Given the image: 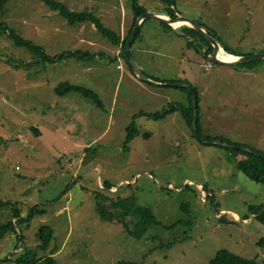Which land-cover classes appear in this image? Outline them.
Here are the masks:
<instances>
[{"label":"rangeland","instance_id":"rangeland-1","mask_svg":"<svg viewBox=\"0 0 264 264\" xmlns=\"http://www.w3.org/2000/svg\"><path fill=\"white\" fill-rule=\"evenodd\" d=\"M57 1L73 9L72 0ZM139 1L152 12L164 7L162 0ZM189 1H178L181 15L176 18L192 15L218 37L220 46L235 48L242 38L243 47L253 51L249 55L264 48V40L254 43L264 13L251 10V0ZM85 2L93 7L106 3L116 19L106 18L104 25L115 32H120L123 8L133 16L129 0ZM91 10L100 13L97 7ZM0 22L51 57L77 49L93 53L81 61L52 64L37 49L0 33V198L12 203L0 212V221L10 220L14 208L24 217L36 206L45 209L21 227L23 248L36 249L37 234L48 225L55 236L39 255L53 254L57 264H210L222 249L264 264V225L249 214L250 206L264 205V184L237 167L242 156L231 157L227 147L204 143L188 126V139L178 132L166 138L137 136L124 148L133 120L124 106L141 99L126 96L125 86L119 87L120 62L112 41L88 24L83 35L98 47L80 43V25L68 26L38 0H11ZM208 42L207 37L200 40L186 55L189 68L204 76L203 81L192 79L199 91L206 88V95L197 92L208 102L207 117L204 108L199 116L203 133L264 155V60L253 71L214 62L207 70ZM216 57L220 59L218 53ZM63 83L94 91L104 108L79 94L58 96L55 89ZM79 100L84 105L75 106ZM155 123L145 118L141 126ZM107 183L117 191L106 188ZM128 198L133 206L149 208L154 219H141L137 226L130 216L129 227L118 219L101 221L99 200L111 206ZM245 216L250 219L242 222ZM15 246L14 234L0 240V264H14L21 251Z\"/></svg>","mask_w":264,"mask_h":264},{"label":"crops","instance_id":"crops-1","mask_svg":"<svg viewBox=\"0 0 264 264\" xmlns=\"http://www.w3.org/2000/svg\"><path fill=\"white\" fill-rule=\"evenodd\" d=\"M202 1L203 0H190L189 2H192L194 4H200L202 3ZM251 1L253 2V4L251 5V10H254L255 13L258 12L264 13V2H262V0H251ZM185 3L186 2H184V4ZM177 4L175 7L174 6L172 7V9L175 10V14H176L175 18H171L168 16V14H166V12L164 11L165 6L163 7V10L160 12H152L150 9H147L146 7L145 8L147 9V12H152L156 15H160L168 19H177L176 17L181 15L180 12L178 11ZM95 7H97L100 11L97 17L101 20L102 23L106 24V18L109 21L116 19V15L112 14L111 10L106 8V3H101L93 7V5L89 4L88 2H85V0H72L73 9L71 8L70 9L75 12L89 11L93 13L91 8H95ZM184 18L192 20L200 27H202L203 30L208 32V27L204 23L197 22V20L194 19L195 17H193L192 15H189L188 17H184ZM178 21L180 20H177V22ZM134 22H135L134 12H133V16L131 17L127 13V9L123 8L120 32H117L121 36L123 41L130 35ZM184 22L186 23H178V24L174 23L172 25H168L155 21L153 19H145L141 23L140 28H143L144 25H148V27L144 33H142L141 30L140 36L138 37V39H135V41L133 42V47L131 52L137 63L140 65L141 70L143 74L146 76L147 81L149 83L143 81V79H141L135 73V71L128 62V58L126 59L123 55L122 46L120 45L117 47L113 44L116 49L117 59L120 62V64L118 65V71L120 73L119 87L122 89V87L125 86L127 90L126 96L128 97L140 95L141 100L139 101V103H136L133 106H131L130 104L124 106V109L129 111L128 116H130V118L133 119L132 122L135 121L136 124L139 125V126L137 125L140 128V132H141L140 135H138L139 137L153 138L157 135H160L166 138V137H171L174 134V132H178L180 136H184L187 139L190 137V130H188L186 126H188V128L190 129L191 127L187 124L186 119L184 118L183 114L180 112L172 113L168 115L166 118H161V119L150 118L156 122L155 123L156 125L153 124L150 127L141 126V121L146 117L136 118V116H138L141 112L144 113L161 112L171 104H178L186 109H190L191 107H193L194 104V93L197 95L198 92V95H200V93L204 92L203 95H206V88H203V90L199 91L198 86L193 84V81L195 82L203 81L204 76H200L199 74L194 73L193 70L189 68L190 59L188 60V57L186 56L188 55V52L193 49L191 47H194V49L198 48L200 40L206 39V36L191 23L187 21ZM87 25H88L87 23L80 25L79 27L80 34L79 36H77V39L82 44H87L92 47H98L95 46L94 41L91 40V38L88 35H83V33L86 32L88 29ZM91 27L92 29H96L95 25L93 24H91ZM182 33H184L185 35H183ZM255 34L258 35H256L257 39L254 40V43H259L264 40V23L260 28H257ZM137 43H139V45L136 47ZM238 43L239 44L235 48L231 47L228 43H224L225 44L224 47H227L230 50H236L233 52L236 53L238 56H250L249 54L253 53V51H248L243 47V45L245 44V39L240 38V41ZM200 49L205 51V49L203 48ZM71 52L79 53L80 58H75V57L65 58L60 61H56L55 63L63 62L64 60H70V59L71 60L77 59L81 61L83 59H88L93 56V53L89 52L88 50L77 49ZM258 53H264V48L258 51ZM100 54L101 53H99L98 55ZM209 56L211 55H208V58ZM122 60L127 61L130 71L127 72ZM253 70L254 68L246 69V71H253ZM219 72L220 70L216 71V73ZM173 85L176 87H174ZM198 99H199L198 112H197L198 117L203 115L202 112L203 108H204V116L207 117L208 102L206 100L203 102L202 98L200 97ZM116 104H114V106ZM81 105H84L81 100L75 102V106H81ZM114 109L115 107H113V112ZM206 123L208 124V119H206ZM205 127L208 130V126L205 125ZM144 133L148 134V136H145ZM124 148H126L125 145ZM111 190L115 192L117 191V187H114Z\"/></svg>","mask_w":264,"mask_h":264},{"label":"trees","instance_id":"trees-1","mask_svg":"<svg viewBox=\"0 0 264 264\" xmlns=\"http://www.w3.org/2000/svg\"><path fill=\"white\" fill-rule=\"evenodd\" d=\"M11 0H0V15L4 13V7L10 2ZM44 3L47 7L51 10L56 11L59 16H61L67 23L68 26H76L81 24H93L95 25L97 31H99L102 35L106 38H109L115 46H122L123 48V55L127 59L126 56V49L128 46V42L133 34L134 29L136 28L138 19L147 12V9L141 6L139 0H129L132 3V9L135 15V22L133 28L131 30L130 35L123 41L121 36L107 28L104 23L92 12L83 11V12H75L68 8L64 3L57 1V0H38ZM178 0H163V4L165 6V12L168 14L169 17L175 18V10L172 7L176 6ZM192 32V31H190ZM0 33H4L9 35L12 39L16 41L18 45L32 47L40 51L42 55V59L48 63H55L56 61H60L65 58H80L79 53H66L60 56L51 57L44 52L42 47L36 46L31 41H27L21 38L13 29H11L8 24L4 22H0ZM209 35L215 39V41L219 44L215 34L211 33L208 29ZM141 34V28L138 30L137 38ZM209 43V42H208ZM221 47L225 50L226 53L234 56H238L232 50L227 47L221 45ZM213 46L209 43V50L208 55H212ZM257 61L252 63L238 65V67L246 68V69H253ZM55 94L58 96H67L69 94H79L84 99L92 101L96 104L99 108H104V103H102L99 96L88 89L71 85L70 83H63L55 89ZM180 112L183 114L184 118L186 119L187 124L193 130V118H194V109L191 107L190 109H186L181 105L178 104H171L166 109L161 112L157 113H144L141 112L137 117H146V118H153V119H161L166 118L168 115ZM197 126L199 133L204 136L206 140H214L216 138H212L211 136H206L203 133L202 125H200V118L198 117ZM140 128L137 126L136 122L133 121L132 124L128 127V136L125 142V147L130 148V143L140 135ZM145 136L148 134L144 133ZM224 141V139H221ZM226 141V140H225ZM231 144V143H230ZM230 151L231 157L242 156L241 159L237 160V167L243 171L247 176L250 177L251 180L257 183L264 184V157L258 156L256 153H251L248 151H244L239 149L236 146L227 147ZM262 154H264L262 152ZM116 186L111 184H106V188L113 189ZM131 198L126 200H118L117 202L111 203V206L108 204H102L99 200L98 202V213L101 216V221L104 222H114L116 219L120 220L121 223L125 224V227H129L131 225L127 220L128 217L134 216L137 219L136 225H141V219H154L153 212L149 208L142 207L140 205H131L130 202ZM129 203H125V202ZM12 203L10 201H3L0 198V212L3 211L4 208L11 206ZM40 206H36L29 210L27 216H23L19 209H12V218L7 222L0 221V240L6 237L8 234H14L16 236V246L15 250H20L19 253H15V260L14 264H57V261L53 254L48 256H40L39 252H47L50 248V245L54 239V230L51 226H42L37 234L39 239V244L36 249L30 248H23L24 245V235L21 232L22 226H29L32 220L37 217L45 214V209H39ZM110 208V209H109ZM249 214L251 216H255V220L259 223L264 225V205L261 206H250L249 207ZM124 217H123V216ZM250 216H245L242 218L243 221H248ZM155 221V220H154ZM221 221L225 222L224 216L221 217ZM133 223V222H132ZM120 264H133L127 262H121ZM210 264H258L255 260H250L238 256L227 249H222L218 251L215 257L210 261Z\"/></svg>","mask_w":264,"mask_h":264},{"label":"water","instance_id":"water-1","mask_svg":"<svg viewBox=\"0 0 264 264\" xmlns=\"http://www.w3.org/2000/svg\"><path fill=\"white\" fill-rule=\"evenodd\" d=\"M145 19H153L155 21L164 23V24H168V25H172L174 23L177 22V20L180 21H187L189 23H191L193 26H195L198 30H200V32H202L208 39L209 41L213 44L214 46V54H217V49L219 46V44L215 41L214 38H212L208 32H206L205 30L202 29V27H200L198 24H196L195 22H193L192 20L183 18V17H178L177 19H168L166 17L160 16V15H156L152 12H146L145 14H143L137 22L136 28L132 34L131 39L129 40L128 46H127V50H126V56L128 58V62L131 65V67L133 68V70L135 71V73L141 78L143 79V81L149 83L147 81L146 76L143 74L140 65L137 63V61L135 60L134 56L132 55V47H133V42L135 41L136 37H137V33L138 30L140 29L141 23L145 20ZM183 35H185L184 33H182ZM235 61L232 62H224L221 61L218 58H213V57H209V60L213 61L214 63L218 64V65H222V66H226V67H234V66H238V65H243V64H248V63H252L254 61H259V60H264V53H258V54H254V55H250V56H236ZM168 86V85H167ZM172 86V85H171ZM174 86V85H173ZM176 87V86H174ZM194 118H193V130L195 135L198 137V139L202 140L204 143H207L209 145H220L223 147H233L234 145L229 144L228 142H224V141H218V140H206L204 138V136L202 134L199 133L198 130V126H197V120H198V98L197 95L194 93ZM238 148L242 149V150H246L249 152H254L251 149L244 147V146H239ZM258 156H263L260 153H256ZM242 222H244L242 220Z\"/></svg>","mask_w":264,"mask_h":264},{"label":"bare ground","instance_id":"bare-ground-1","mask_svg":"<svg viewBox=\"0 0 264 264\" xmlns=\"http://www.w3.org/2000/svg\"><path fill=\"white\" fill-rule=\"evenodd\" d=\"M178 23H186V22H184V21H178V22H176L175 24H178ZM217 53L219 54V57H220L221 61H224V62H232V61L237 60L236 57L227 54V53L224 51V49H222L221 47H218V49H217ZM217 58H218V57H217ZM218 59H219V58H218Z\"/></svg>","mask_w":264,"mask_h":264},{"label":"built area","instance_id":"built-area-1","mask_svg":"<svg viewBox=\"0 0 264 264\" xmlns=\"http://www.w3.org/2000/svg\"><path fill=\"white\" fill-rule=\"evenodd\" d=\"M209 57L217 58V57H216V54L211 55V56H209ZM213 67H214V63H213V61L211 60V61H209V64L207 65V70H210V69H212Z\"/></svg>","mask_w":264,"mask_h":264}]
</instances>
